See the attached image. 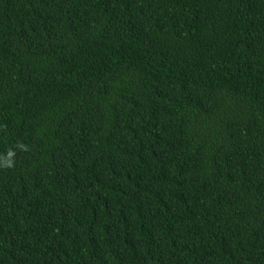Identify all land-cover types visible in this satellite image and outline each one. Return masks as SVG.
Wrapping results in <instances>:
<instances>
[{
    "label": "trees",
    "instance_id": "obj_1",
    "mask_svg": "<svg viewBox=\"0 0 264 264\" xmlns=\"http://www.w3.org/2000/svg\"><path fill=\"white\" fill-rule=\"evenodd\" d=\"M0 264H264V0H0Z\"/></svg>",
    "mask_w": 264,
    "mask_h": 264
}]
</instances>
